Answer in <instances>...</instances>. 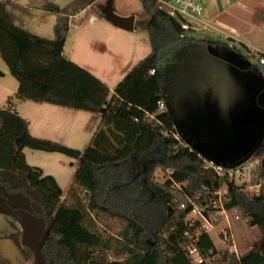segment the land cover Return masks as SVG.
<instances>
[{"label": "trees", "instance_id": "obj_1", "mask_svg": "<svg viewBox=\"0 0 264 264\" xmlns=\"http://www.w3.org/2000/svg\"><path fill=\"white\" fill-rule=\"evenodd\" d=\"M95 1L77 0L67 10L45 6V11L58 15L53 39L18 27L0 2V55L19 84L15 99L97 114L105 109L85 152L33 137L29 122L13 108V98L7 110L0 109V207L37 221L44 229L36 251L27 252L22 247L20 233L8 239L27 263L37 254L42 264H193L185 248L195 245L209 264H264V143L246 161L258 157L262 164L260 189L251 196L235 180L205 170L206 159L194 149L198 146L191 134L182 129L188 118L194 121L196 112L208 101L206 88L211 81H207L205 60L219 67L223 55L217 48L203 46L204 41L189 36L182 39L178 22L159 11L155 0H140L150 18L147 31L152 52L112 93L106 83L65 55L70 11ZM181 52L184 57H179ZM169 66L170 73L175 71V79L168 75ZM179 75L183 76L182 82ZM178 84L183 86L184 96L180 97ZM159 103L164 104L163 111ZM178 116L185 118V123L180 124ZM25 149L78 160L68 194L75 200L74 206L62 202L64 193L54 177L45 176L41 169L27 163ZM135 160L141 162L133 178L138 182L139 196L144 201L155 199L168 211L167 218L153 232L154 244L149 245L145 240L147 231L133 217L117 215L127 223L118 240L103 239L87 225L89 213L107 211L100 204L103 185L106 181L115 185L117 173ZM236 163L228 161L227 167H237ZM158 170L170 171V178L158 183ZM107 174L110 176L105 180ZM175 184L183 191H177ZM221 189L226 193L225 209H241L243 220L262 232L259 245L244 255L218 251L210 234L201 232L202 221L188 220L193 211L188 199L201 209L209 206V212H213L214 194ZM78 191H83L87 208L80 202ZM184 202L185 209L181 207ZM204 214L209 216L207 211ZM21 225L23 235L35 229L26 220H21ZM99 248L114 253L117 259H96Z\"/></svg>", "mask_w": 264, "mask_h": 264}, {"label": "rangeland", "instance_id": "obj_2", "mask_svg": "<svg viewBox=\"0 0 264 264\" xmlns=\"http://www.w3.org/2000/svg\"><path fill=\"white\" fill-rule=\"evenodd\" d=\"M2 1L9 0H0V2ZM19 1L20 3L26 4L28 9L22 8L20 10H15L13 5L10 4L9 12L15 13L16 25L35 35L39 34L46 39H53L58 15L51 12H44V10L38 8L49 3L48 1L50 0ZM112 1L113 11L117 16L122 18H135L134 31H120V28L118 29V27L108 22L103 16V9L108 5L110 0H96L93 4L88 6L87 4H84L81 8V10L86 8L85 12L80 16L85 25L84 29L80 33L77 31H70L66 49L68 57H71L70 55L74 56L77 61L87 68V71L89 70L94 74H99L101 77L110 76V72L115 71L112 69H115L118 66L121 67L127 65V63L133 58L134 54L136 59L143 57L144 51L134 53V42L144 43L146 40L147 42L149 41V48L151 47L150 37L147 31V25L150 18L140 0ZM255 2L256 0H209L207 18L214 29L210 28L204 33L189 34V37L198 41H223L229 45L234 44L233 39L230 37L246 43L251 39V41L259 42L260 46H264V25L259 24L255 20ZM232 7L235 9L230 11ZM93 18H98L99 21L102 19L107 26L112 28L113 31L110 29L105 30L104 27L100 26L99 21L91 24ZM237 27L238 31H236ZM213 33H219L220 37L216 36L214 39H211ZM206 45H208V42ZM118 50L119 54L117 53ZM178 55L179 57L185 56L182 52ZM189 64L191 65V63ZM170 66L168 68V75L171 74L172 79H175V73L172 74L175 71L172 70L173 72L170 73ZM182 78L183 76L180 77L179 82H182ZM109 82L112 83L113 81L109 80ZM178 85L180 97L184 96L185 93L183 91V86L180 84ZM18 87V82L12 77L9 68L0 55V109L7 110L9 108L8 102L12 98V102L15 103L18 101L15 99ZM46 106L48 108H58L70 112V115H67V117L63 115L62 117L57 116L61 122L67 125L65 126L66 129H64L65 132H63L62 135L58 134L59 136H49L56 139L51 141L85 152L89 147L95 132L100 126L101 117L97 115V113L64 109L63 107L50 104H46ZM45 115L51 119L55 118L53 114ZM177 118H179L178 120L180 124L182 122L185 123L186 121L183 117L178 116ZM192 123L194 125L196 124L194 121ZM69 126L70 128H67ZM40 135L41 137H35L42 139L44 134ZM207 139L209 145L207 144L208 146L204 145L203 147L208 152L217 146L223 147L225 150L228 148L226 144L219 145L218 140H213L211 136ZM28 150L30 151V154H33V159L31 160L34 164L33 166L47 172L58 173L62 184V187H60L67 193L69 185L73 182L74 170L78 166V160L57 153L51 154L30 149ZM251 162L259 163L253 166L250 172L236 177L235 182L242 188L245 194L252 196L259 190L256 186L260 185L258 174L262 169V164L258 157L248 163ZM229 163L232 164L230 161ZM140 167V160H135L134 163L132 162L128 166V168L117 173L114 179L115 185H110V181H106L107 183L103 185L100 192V204L102 208L107 209V211L91 212L87 219V225L90 226L93 231L100 234L103 239L118 240L120 238V235L124 232L127 226L125 219L117 216L118 214H121L139 220L147 231L145 237L147 244H154L155 237L153 232L158 230L160 225L167 218L168 211L155 199L149 198L147 201H144V199L139 196L138 182L133 178L139 173ZM170 175V171L168 170H158L155 179L158 183H164L170 178ZM109 176L110 175L107 174L105 180H108ZM132 179L135 180V182L132 181ZM78 194L80 196V202H82L87 208L88 201L85 199L83 191H78ZM72 199L71 196L67 195L63 202L67 206H74L75 203ZM183 204H185V202ZM234 212L228 213L227 216L214 215L212 218L217 220V225H215L214 229L210 231V236L218 251H225L232 247L231 245L227 246L220 238L223 231L227 229V226L230 223L233 226L232 230L235 238L236 251L239 255H244L259 245V241L262 238V232L258 227H251L248 224V221L243 220L241 209H236ZM236 215L240 217V220H236ZM13 216H16L20 223L21 220H26L30 228H35L34 230H28L27 234L21 235V245L27 252H31L32 250L36 251V248L40 244V240L44 236V229L41 227L40 223L37 221L31 222L22 214H14L8 211L0 212V236L1 234L5 235L6 233H12L15 231V224L17 222ZM196 219L197 218L194 216L188 217V220ZM95 256L96 259H102L105 261H114L117 259L114 253L103 251L100 248L96 251ZM0 264L11 263L0 257ZM28 264H42V262L37 254H33L30 261H28Z\"/></svg>", "mask_w": 264, "mask_h": 264}, {"label": "crops", "instance_id": "obj_3", "mask_svg": "<svg viewBox=\"0 0 264 264\" xmlns=\"http://www.w3.org/2000/svg\"><path fill=\"white\" fill-rule=\"evenodd\" d=\"M76 1L77 0H50L48 1L49 3L38 8L44 10L45 6L51 4L59 8L60 10H67L71 8ZM2 3L6 5L8 12H9L10 4L13 5V8L15 10H20L22 8L28 9L27 8L28 6H26V4L24 3H20L19 0L2 1ZM254 4L256 8L255 20L259 24L264 25V0H256ZM233 9L235 8L232 7L230 11H232ZM85 10L86 8L82 10L78 9V11L72 9L70 11L69 13L70 31H77L79 33L83 31L85 25L80 16L85 12ZM44 12L47 11L44 10ZM9 13L14 17L16 21L15 13L13 12L12 13L9 12ZM206 16L208 17V9ZM71 17H77L79 21V25L76 29L71 27L72 24ZM98 21H99L98 18H93L91 20V24ZM99 22H100V26L104 27L105 30L110 29L111 31H113L112 28L107 26V24L102 19ZM120 31H125V30L120 28ZM236 31H238V27L236 28ZM37 36L42 37L39 34ZM216 36L220 37L219 33H213L211 39H214V37ZM230 38L233 39L234 44L229 45L226 42L223 41L219 42L216 40L215 41L208 40L201 42V44L205 47L211 46L213 48H217V50H219L223 56L220 57L219 59L220 60L219 70L216 73L217 77L216 79L211 80L210 91L208 92L209 95L208 101L204 104L203 106L204 108L203 109L200 108L194 115V123H196L195 124L196 131L194 135L191 136L193 137L192 139L199 148L204 150L211 157L217 158L219 160L224 161L225 158L224 154L226 153V151L231 152L232 150L239 148V154L237 158L234 161H230L236 163L240 160L245 159L250 154L258 150L264 143V121H260L257 117H254V115L251 114L250 115L243 114L238 116L233 112H231V110H229L231 106L230 105L231 102L239 98L245 91L249 89L250 87L249 78L255 77V75L259 76V74L264 73V66L260 65L259 63L260 56L264 55V46H260L259 42L257 43L251 41V39H249L248 42L246 43L233 37ZM207 42L208 45H206ZM148 43L149 41L147 42L146 40L144 41V43L134 42V50H133L134 53L144 51L143 57L140 59H136L134 54L133 58L131 59V61L127 63V65H123L121 67L118 66L115 69H112L115 70L116 72L115 71L110 72L109 74L110 76L101 77V75L99 74L96 73L94 74L93 72L89 70L88 71L93 75H95L100 80H102L104 83H106L110 87L112 93H114V90L117 87V85L132 70V68L136 64H138L141 60H143L144 58H146L148 55L151 54L152 47L149 48ZM67 44H68V38L65 47L66 56H67L66 54ZM117 53L119 54V50ZM70 56L71 57L68 56L67 57L72 62L76 63L77 65L87 70V68L84 65H82L79 61H77V59L74 56L72 55ZM109 80H112L113 82L110 83ZM12 105L13 108L20 114V116L29 122V130L33 137L35 136L41 137L40 134H44L43 138H46L45 140L51 141L56 139H53L52 137L49 136L52 135L59 136L58 134L62 135V133L65 132L64 129H66L65 126L67 124L61 122L57 116H61V117L62 115L66 117L67 115L69 116L70 112H68L67 110H61L58 108H48L45 103H34L31 101L18 100L15 103L12 102ZM64 109H68V108H64ZM45 114H53L55 118L51 119L47 117V115ZM97 115L101 117V114H97ZM228 116L229 117L231 116L234 119H228L229 118ZM67 128H70V126ZM182 129L185 131L187 130L186 132L191 134V130L187 129L186 125L183 126ZM209 136H211L213 140L217 139L219 145L226 144V146H228L227 150L223 149V147H218L217 145H215L217 147L216 148L214 147L211 151L209 150L208 152L203 146L208 144L207 138H209ZM24 154L27 163L30 166L35 167L33 166L34 164L31 162V160L33 159V154L32 153L30 154V151L28 149L24 150ZM48 157H53V156H48ZM78 166H79V162H78ZM78 166L74 170L73 181ZM42 171L45 176L54 177L57 183L59 184V186L62 187L58 173L47 172L45 170ZM72 186H73V182L72 184L69 185V190L67 193L62 189L64 193L62 202L64 201L65 197L69 194V191ZM72 200L75 203V200L74 199ZM3 211L5 210L0 207V212ZM13 217L15 221L18 223L15 224L16 225L15 231L12 233H6L5 235L1 234L0 240L8 239L9 237L17 233L23 234L24 229L19 219L16 216ZM232 229L233 226L231 225V231L233 233Z\"/></svg>", "mask_w": 264, "mask_h": 264}, {"label": "built area", "instance_id": "obj_4", "mask_svg": "<svg viewBox=\"0 0 264 264\" xmlns=\"http://www.w3.org/2000/svg\"><path fill=\"white\" fill-rule=\"evenodd\" d=\"M155 2L157 3V9L159 11L169 15L178 22L182 31V39L188 37L189 34L204 33L210 28L214 29L206 16L209 0H155ZM71 20V27L76 29L79 25L77 17H71ZM259 63L260 65L264 66V55L260 56ZM150 74L154 75L155 71H151ZM159 109L161 111L165 109L163 103H159ZM204 162L205 170H213L219 178H229L233 180H235L238 176L250 172L252 167L259 163L246 162L243 165H239L237 167H225L223 165H217L208 160H205ZM260 186L261 185H258L256 188L260 189ZM175 188L177 191H183V187L181 185L175 184ZM225 194V190L223 191V189L215 192L214 199L212 200V207L215 210L213 212H209V206L201 209L190 199H188L189 203L193 206L191 216H194L198 220L202 221L201 232L210 234V231L214 229V226L217 225V220L212 218L214 215L227 216L228 213L236 211V209L230 211L225 209ZM181 207L185 209L186 205L183 204ZM204 211L209 213L208 217L205 216ZM234 213L237 214L236 212ZM236 220H240L238 215H236ZM220 238L227 246L231 245L233 247V249L232 247L227 249L230 253L239 255L236 251L235 238L231 231L230 223L228 224L227 229L223 231ZM185 249L187 250L193 264H209V261L204 260L199 249L195 245H190Z\"/></svg>", "mask_w": 264, "mask_h": 264}, {"label": "water", "instance_id": "obj_5", "mask_svg": "<svg viewBox=\"0 0 264 264\" xmlns=\"http://www.w3.org/2000/svg\"><path fill=\"white\" fill-rule=\"evenodd\" d=\"M103 16L108 22L125 31L133 32L135 29V18H122L117 16L113 11L112 0H110L108 5L103 9ZM218 70L219 67L216 64L207 63L205 67L207 81L216 79V73ZM249 85L250 87L247 91H245L239 98L231 102L229 110L238 116L243 114H251L254 115V117H257L260 121H264V73L259 74V76L255 75V77L249 78ZM203 106L204 104L201 105L202 109L204 108ZM104 112L105 109H103L100 114H103ZM228 119L234 118L230 116ZM194 149H196L206 160L217 165H223L225 167H227L228 161H234L239 154V148L232 150L231 152L226 151L223 162V160L211 157L199 147L194 146ZM252 154H250L245 159L238 161L236 165L239 166L240 164L245 163ZM0 256L9 261L11 264H27V262L23 260V256L19 249L10 239L0 240Z\"/></svg>", "mask_w": 264, "mask_h": 264}, {"label": "flooded vegetation", "instance_id": "obj_6", "mask_svg": "<svg viewBox=\"0 0 264 264\" xmlns=\"http://www.w3.org/2000/svg\"><path fill=\"white\" fill-rule=\"evenodd\" d=\"M208 63V60H205V62H204V68L206 67V64ZM183 69V68H182ZM185 69V68H184ZM193 70L194 71H196L197 70V67L196 66H194L193 67ZM206 90H207V92H209L210 91V87L208 88H206ZM186 127H187V129H190L191 130V135H194V133H195V125L190 121V119L187 121V124H186ZM193 130H194V132H193Z\"/></svg>", "mask_w": 264, "mask_h": 264}]
</instances>
